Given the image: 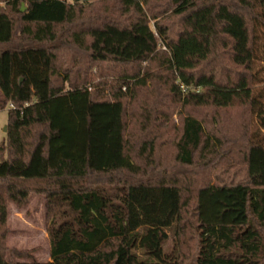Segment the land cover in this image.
<instances>
[{"label": "trees", "instance_id": "1", "mask_svg": "<svg viewBox=\"0 0 264 264\" xmlns=\"http://www.w3.org/2000/svg\"><path fill=\"white\" fill-rule=\"evenodd\" d=\"M262 54L264 0H0V264H264Z\"/></svg>", "mask_w": 264, "mask_h": 264}, {"label": "rangeland", "instance_id": "2", "mask_svg": "<svg viewBox=\"0 0 264 264\" xmlns=\"http://www.w3.org/2000/svg\"><path fill=\"white\" fill-rule=\"evenodd\" d=\"M264 67V54L260 56L257 67ZM104 114L106 120H115L116 109L113 105L95 108ZM7 109L0 111V144L5 141L7 131ZM113 125V124H112ZM6 128V131H4ZM103 149V148H101ZM45 201L39 195H31L26 204L17 208L13 203L7 205L8 235L6 246L28 254L27 260L45 263L49 258V241L46 233ZM21 261L19 258H12Z\"/></svg>", "mask_w": 264, "mask_h": 264}, {"label": "water", "instance_id": "3", "mask_svg": "<svg viewBox=\"0 0 264 264\" xmlns=\"http://www.w3.org/2000/svg\"><path fill=\"white\" fill-rule=\"evenodd\" d=\"M24 10H25L24 6H23V5H21L20 12H21V13H23V12H24ZM4 131H6V128H5V130H4Z\"/></svg>", "mask_w": 264, "mask_h": 264}]
</instances>
